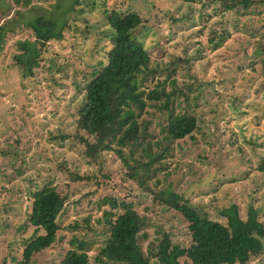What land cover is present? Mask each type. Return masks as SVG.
<instances>
[{
	"label": "rangeland",
	"instance_id": "1",
	"mask_svg": "<svg viewBox=\"0 0 264 264\" xmlns=\"http://www.w3.org/2000/svg\"><path fill=\"white\" fill-rule=\"evenodd\" d=\"M253 1L247 11L224 12L212 0H79L75 6V0H30L28 7L0 0V264H21L36 234L30 194L44 185L68 200L57 242L31 264H61L74 237L90 243L89 264H118L96 259L105 240L106 197L132 204L146 218L145 254L164 234L173 245H191L183 216L140 188L116 153L104 152L101 167L91 164L77 137L80 83L92 65L107 63L113 46L108 15L115 10L144 21L134 36L151 68L159 69L150 87L175 69V86L190 97L177 110L197 119V129L173 145L166 169L148 186L173 185L215 221L225 223L220 211L235 204L244 220L253 207L264 223V174L257 170L264 158V0ZM39 17L52 19L56 32L68 23L63 37L42 46L31 27ZM23 45L38 49L31 71L20 62L29 57ZM161 118L154 108L144 115L159 138ZM248 264H264V251Z\"/></svg>",
	"mask_w": 264,
	"mask_h": 264
},
{
	"label": "trees",
	"instance_id": "2",
	"mask_svg": "<svg viewBox=\"0 0 264 264\" xmlns=\"http://www.w3.org/2000/svg\"><path fill=\"white\" fill-rule=\"evenodd\" d=\"M196 4L198 0H179ZM221 5L224 12L247 11L253 0H212ZM17 5L30 6V0H14ZM79 4L75 0L74 6ZM143 19L135 12L113 11L108 15L112 31V49L107 63L92 65V71L80 83L84 98L78 110V132L80 144L91 164L102 166L104 152H114L124 162L130 178L140 188L152 193L159 205L171 209L189 223L191 245H173L167 234L157 245L151 244L145 254L140 246L141 232L146 218L140 216L127 202L106 197L102 203L109 206L103 214L105 240L100 247L97 261L118 264H248L264 251V223L259 212L250 207L247 218L241 217L235 204L221 210L226 222L212 220L208 214L194 205L184 194L177 193L173 185L151 189L147 182L166 169V161L172 155L173 145L184 140L197 129V119L188 111H178L183 97H190L175 86V69H167L164 82L154 87L159 69L151 68L150 55L134 33L143 25ZM68 23L55 31V22L39 17L31 24L40 44L63 37ZM23 49L29 54L27 60L20 58L31 71L37 64L38 49ZM23 61V62H22ZM172 90L167 92L166 85ZM80 86V87H81ZM190 90V89H189ZM154 108L162 115L161 137L152 129L151 120L144 115ZM257 170L264 174V158ZM87 180V178H77ZM89 180V178H88ZM31 212L29 224L36 234L26 243L21 264H31L35 254L49 249L58 240L61 231L59 219L66 208L67 196L56 186H37L30 194ZM122 211V213H121ZM88 222V220H87ZM100 222V220L98 221ZM77 227V226H76ZM41 232L40 234H38ZM106 233H109L108 235ZM145 237V236H143ZM72 248L61 264H89V242L77 237L70 241ZM153 259V260H152Z\"/></svg>",
	"mask_w": 264,
	"mask_h": 264
}]
</instances>
